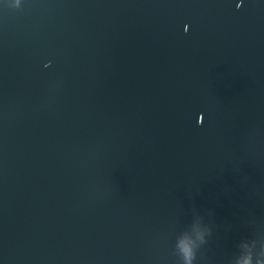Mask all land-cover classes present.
Listing matches in <instances>:
<instances>
[{
  "label": "water",
  "instance_id": "water-1",
  "mask_svg": "<svg viewBox=\"0 0 264 264\" xmlns=\"http://www.w3.org/2000/svg\"><path fill=\"white\" fill-rule=\"evenodd\" d=\"M0 264H264V0H0Z\"/></svg>",
  "mask_w": 264,
  "mask_h": 264
}]
</instances>
